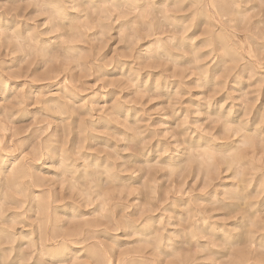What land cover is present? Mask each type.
Returning <instances> with one entry per match:
<instances>
[{
    "label": "clouds",
    "instance_id": "clouds-1",
    "mask_svg": "<svg viewBox=\"0 0 264 264\" xmlns=\"http://www.w3.org/2000/svg\"><path fill=\"white\" fill-rule=\"evenodd\" d=\"M262 97L264 0H0V264H264Z\"/></svg>",
    "mask_w": 264,
    "mask_h": 264
},
{
    "label": "rangeland",
    "instance_id": "rangeland-1",
    "mask_svg": "<svg viewBox=\"0 0 264 264\" xmlns=\"http://www.w3.org/2000/svg\"><path fill=\"white\" fill-rule=\"evenodd\" d=\"M207 22H208L207 16L206 15L205 16H201L197 20L196 25L193 27L192 32L189 33V36L200 35L201 33H203L204 32V26H205V24ZM205 39L206 38L202 36L201 37V40L198 41L197 43L198 44L199 43H203V41ZM223 68H224V60H223V58H218L216 60V62L212 65V69H210V71L219 73L220 71H223ZM234 79H235V77H233L232 79H230L229 84H231L234 81ZM16 83H17V81H12V84H16ZM222 99H223L222 96L221 97H217V100H222ZM261 105H264V97H262V99H261V104L260 105H257L256 109L253 110L251 119H255L256 118V116H257V110L260 109ZM11 215H12V213H9V216H11ZM229 223H235V221H230Z\"/></svg>",
    "mask_w": 264,
    "mask_h": 264
}]
</instances>
